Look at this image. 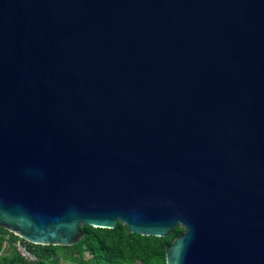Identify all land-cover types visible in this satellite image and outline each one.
Wrapping results in <instances>:
<instances>
[{
	"label": "water",
	"instance_id": "obj_1",
	"mask_svg": "<svg viewBox=\"0 0 264 264\" xmlns=\"http://www.w3.org/2000/svg\"><path fill=\"white\" fill-rule=\"evenodd\" d=\"M119 222L264 264V0H0V227Z\"/></svg>",
	"mask_w": 264,
	"mask_h": 264
},
{
	"label": "trees",
	"instance_id": "obj_2",
	"mask_svg": "<svg viewBox=\"0 0 264 264\" xmlns=\"http://www.w3.org/2000/svg\"><path fill=\"white\" fill-rule=\"evenodd\" d=\"M182 233L177 227L163 237L141 236L119 222L111 229L83 226L76 244L53 246L28 243L0 227V253L8 236L10 242L20 240L36 259L26 262L12 249L0 256V264H166V248Z\"/></svg>",
	"mask_w": 264,
	"mask_h": 264
},
{
	"label": "built area",
	"instance_id": "obj_3",
	"mask_svg": "<svg viewBox=\"0 0 264 264\" xmlns=\"http://www.w3.org/2000/svg\"><path fill=\"white\" fill-rule=\"evenodd\" d=\"M5 238L6 240L3 243V248L6 247V243L11 244L12 249L26 262H34L36 260L35 257L26 249L25 245L20 240L10 242L8 241V236H6Z\"/></svg>",
	"mask_w": 264,
	"mask_h": 264
},
{
	"label": "rangeland",
	"instance_id": "obj_4",
	"mask_svg": "<svg viewBox=\"0 0 264 264\" xmlns=\"http://www.w3.org/2000/svg\"><path fill=\"white\" fill-rule=\"evenodd\" d=\"M5 246L6 247L2 249L0 256H2L6 252H9L10 250H12L11 244L6 243ZM84 255H85V257H88V255L86 253ZM60 264H65V263L63 261H60Z\"/></svg>",
	"mask_w": 264,
	"mask_h": 264
}]
</instances>
